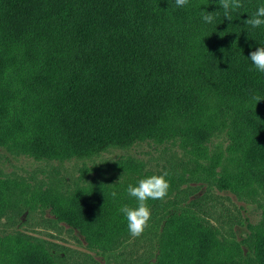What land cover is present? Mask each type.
<instances>
[{
    "label": "trees",
    "instance_id": "obj_1",
    "mask_svg": "<svg viewBox=\"0 0 264 264\" xmlns=\"http://www.w3.org/2000/svg\"><path fill=\"white\" fill-rule=\"evenodd\" d=\"M241 3L227 21L219 0H0V148L60 164L127 154L87 184L58 180L37 196L55 215L47 222L79 232L87 250L17 229L0 237V264H264V180L224 164L247 132L264 165V73L249 59L264 25L245 22L264 0ZM222 135L224 148L213 141ZM144 144L164 147L168 164L130 154ZM165 171L169 195L147 202L151 226L133 238L127 187ZM12 182L0 179V221L15 223L36 208L13 200ZM230 194L262 208L241 237L247 220ZM131 241L154 249L128 258Z\"/></svg>",
    "mask_w": 264,
    "mask_h": 264
},
{
    "label": "rangeland",
    "instance_id": "obj_2",
    "mask_svg": "<svg viewBox=\"0 0 264 264\" xmlns=\"http://www.w3.org/2000/svg\"><path fill=\"white\" fill-rule=\"evenodd\" d=\"M213 141L217 145L221 144L224 148L229 146L230 139L228 135H222L221 137H216ZM254 143L255 139L251 133L241 132L240 138H238V144L235 145L234 150L226 152L224 164L229 165L235 171L249 169L255 173L258 181H262L264 180V165L256 159L257 153L250 151L254 147ZM122 153L106 154L96 161L73 160L60 164L58 162L47 163L38 161L27 156L13 155L4 148H0V179H15L16 182H12L11 184L13 200L20 206H24V202L28 200L36 208L33 212L26 211L15 223L8 222L6 219L0 221V237L4 236L7 232L21 229L25 234L33 237L36 236L45 240H51L58 244H66L74 249L87 250L86 242L79 232L70 230V227L66 224L61 223L58 226H52L47 222V219H55V215L51 213L50 209H45V206L42 207L43 205L37 199V196L43 194L46 190L50 194L54 182L58 180L62 181L66 189L72 187L76 181L81 184H87L89 181L95 180L101 173L99 169L101 167L105 168L106 160L113 161L118 157L127 156V154L121 155ZM130 154L149 162V166L155 169L162 167L164 164H168V160L171 158V154L166 152L164 147L149 144H144L133 149L130 151ZM107 171L106 169L104 173ZM193 185L195 186L197 184L194 183ZM205 190L206 187H203L197 193V196H201ZM70 194V190L57 187L56 195L59 197V200L69 203L70 199L68 198L72 195ZM230 197L242 208V215L247 220L243 226H237L238 235L241 237L242 234L248 232L247 222L256 223L261 219L262 208L260 205L241 201L232 194H230ZM5 223L9 225L5 226ZM151 248L153 246L148 242L139 241L134 243L131 241V244L126 248V257L132 259L142 256L145 251ZM132 250L135 251L134 254L131 253ZM90 253L98 259L105 261L101 255H97L94 252ZM147 256L146 254L145 257Z\"/></svg>",
    "mask_w": 264,
    "mask_h": 264
},
{
    "label": "clouds",
    "instance_id": "obj_3",
    "mask_svg": "<svg viewBox=\"0 0 264 264\" xmlns=\"http://www.w3.org/2000/svg\"><path fill=\"white\" fill-rule=\"evenodd\" d=\"M220 6L224 9V18L231 21V12L240 9L243 5L241 0H219ZM177 7L183 8L189 5V0H175ZM201 19L205 23L214 22V14L206 12L202 14ZM251 28H258L264 25V5L259 6L251 17L246 21ZM249 59L255 66L256 70L264 73V47H258L256 50L249 53ZM258 101L259 98H257ZM169 173L165 171L160 175H152L150 177L140 179L136 186L128 185L127 192L129 196L135 198L137 201L136 207L123 206L120 211L127 219V227L130 236L133 238L141 237L146 229L150 228V221L152 219V212L148 206L149 200H165L169 195L171 187L167 177ZM113 198L117 197V192L111 193Z\"/></svg>",
    "mask_w": 264,
    "mask_h": 264
}]
</instances>
